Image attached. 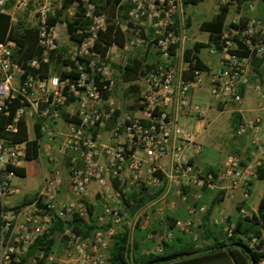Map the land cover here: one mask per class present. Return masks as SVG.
Masks as SVG:
<instances>
[{
  "label": "built area",
  "instance_id": "1",
  "mask_svg": "<svg viewBox=\"0 0 264 264\" xmlns=\"http://www.w3.org/2000/svg\"><path fill=\"white\" fill-rule=\"evenodd\" d=\"M34 1L0 0V15H7L13 27L19 15L34 7ZM54 1L43 0L32 10L31 26L38 52L23 65L16 62L14 41L7 37L0 41V264H105L107 247L119 228L130 232L148 225V217L141 210L127 216L121 204L126 193L140 187L162 189L154 202L171 191L188 216L176 220L172 230L161 233L153 246L154 254L161 253V243L169 242L173 232L190 236L196 242L189 217L203 214L206 207L186 203L187 187L213 190L224 183L226 194L234 200L236 216L254 214L248 199L257 169H264V158L253 156L242 164L236 155H228L215 174L204 172L189 163L186 151L191 157L198 156L201 145L188 127L177 122V115L201 112L190 96L204 83L215 103L241 104L239 87L248 85L250 63L264 58V43L257 39L261 22L253 18L244 25L231 21L219 37L218 48L207 49L209 55L217 58V66L206 71L190 68L175 51L184 28L182 0L117 1L115 9L124 1L130 5L125 26L142 29L135 42L150 44L158 54V62L141 78L135 100L138 114L125 112L114 118L118 107L112 96V70L106 63L107 55L93 51L97 34L105 28L106 14L97 11L89 0H83L87 24L84 29L75 30L82 38L78 43L69 40L71 44L66 45L59 36L65 23H47L58 8ZM216 1L219 6L237 2L251 11L259 0ZM72 14V8L65 11L69 18ZM60 48H66L63 58L67 62L54 69L50 56ZM44 66L46 74L41 73ZM254 89L259 99L264 96V78ZM260 109L264 114V108ZM21 128L25 138L16 139ZM30 128L34 130L33 139L29 138ZM234 134L248 135L253 147L264 141L260 118L239 122ZM31 141L48 168L31 201L15 206L10 203L17 193L11 183L15 176L12 170L19 169L26 160ZM166 157L167 173L159 164ZM62 191L67 198H62ZM86 201L98 206L95 222L103 229L82 238L68 223L86 216ZM162 208H156L160 221ZM55 223L63 226L59 233L61 255L56 259L44 250L29 254ZM212 223L222 226L227 238L233 235L234 221L218 217ZM146 238L154 237L149 233ZM241 243L249 251L259 253L258 264H264V225L256 235L242 237Z\"/></svg>",
  "mask_w": 264,
  "mask_h": 264
},
{
  "label": "trees",
  "instance_id": "2",
  "mask_svg": "<svg viewBox=\"0 0 264 264\" xmlns=\"http://www.w3.org/2000/svg\"><path fill=\"white\" fill-rule=\"evenodd\" d=\"M117 1L119 0H115L114 2L109 0H89V2L94 4L97 11L107 13L108 15L106 16L104 30L97 34L93 44V51L100 56H104L112 46L123 49L129 40L127 37L128 32L121 31L120 26L126 24V14L130 9V5L127 1H124L119 8L115 9L114 4ZM201 1L203 0H182V7L186 8L188 5H195ZM259 1L264 2V0ZM69 8L73 9V14L66 22L65 34L71 42L78 43L82 37L76 35L75 30L76 28L84 29L87 24L84 20L83 0H58V8L55 11V16L48 17L47 23L53 25L60 19H63L65 11ZM227 12L228 5L219 6L218 12L210 21L202 22L199 25V30L207 34V42H194L190 47L183 50L182 60L189 63L190 68L206 70L196 55L201 49L210 46L218 48L219 37L223 30L226 29L224 22ZM126 26V28L130 27V25ZM186 27H188L187 20ZM141 30L138 32L139 36L142 34ZM5 37L14 41L16 46V62L19 65H23L24 62L32 58L38 52L34 29H28L27 25L23 24L21 21H18L13 27H10L8 16L1 14L0 41H3ZM262 42L264 43V41ZM150 48L154 49L150 44L145 46L147 51ZM63 51L64 50L60 49L56 54L50 56V60H54V69L59 68L62 64L67 62L62 56ZM154 53L157 63L158 54L156 52ZM139 54H141L140 50L136 49V51L126 57L122 66L111 64V67L116 71L121 83L130 84L141 80L144 74L155 66L156 63H147V58L139 57ZM260 60H252L250 64L259 62ZM46 72L47 66L42 67L41 73L46 74ZM117 115L118 111L115 113L114 118ZM237 124L238 123L232 125L233 132ZM23 138H25L24 129L21 128L16 139ZM36 154L35 142L31 141L28 143L25 159H32ZM12 172L15 176L22 177L21 169H13ZM204 172L216 173L215 170L212 169H208ZM256 172L257 175L255 180L264 182V169L258 168ZM161 192V188L152 191L140 187L135 192L126 193L121 201L125 215L132 216L147 203L155 200ZM204 192L203 189L202 193ZM217 202L218 198L215 197L214 200L207 205L205 212L200 214L201 226L199 230H195L197 233V240L201 243L198 248L193 247L190 236L173 232L169 242L161 243L160 254H154L151 251L152 246H154L162 231L172 230L174 222L178 220L170 213L165 212L163 214V221H160L159 217L155 215L154 220H152L146 228L141 229L135 227L131 233L123 227L119 228L107 247L106 264H171L185 257H192V261H188V264H206L215 260L228 259L232 260L233 264H244V261H250L251 264H258L260 254L249 251L241 243V238L256 235L259 227L264 225V196L258 200L255 213L249 215V217L239 218L235 216L227 218V220L234 221L235 223V229L230 238L225 236L222 226L211 224L210 217ZM186 203L195 207L202 205V202L191 204L188 199ZM85 206L86 216L82 219H73L68 223V226L74 229L82 238H88L96 229H103V227H98L95 222L96 216L99 213V210L95 211L98 206H93L87 201L85 202ZM154 213L155 209L152 210V214ZM62 228V224L55 223L49 229L48 233L30 248L28 253L32 254L38 250H44L47 253L51 252L53 236L54 234H59ZM149 233L153 235V240L146 239Z\"/></svg>",
  "mask_w": 264,
  "mask_h": 264
},
{
  "label": "crops",
  "instance_id": "3",
  "mask_svg": "<svg viewBox=\"0 0 264 264\" xmlns=\"http://www.w3.org/2000/svg\"><path fill=\"white\" fill-rule=\"evenodd\" d=\"M236 10L238 11V14H235L233 17H231L232 18L231 21L237 22L240 25H244L249 19L252 18L258 19L262 24V29L261 32L258 34L257 39L261 42L264 41V2L258 1L256 4H254L252 11L246 10L245 7L242 10L239 7H237ZM227 16H229V9L227 12ZM224 24L227 27L228 24L226 22H224ZM180 35H181V39H179L175 47V51L178 54L182 55L183 50L185 48L190 47L191 45H187L185 43L187 37L185 28L182 29ZM206 42H207V36H206ZM208 48H204L206 50V54L204 56L199 57L200 52L203 49H201L196 56L200 60L206 71H211L215 69L217 66V58L208 54L207 51ZM150 49L148 51L144 49L141 52V54H139V57L147 58L146 61L149 64L151 63L155 64L156 63V58L154 53L155 51L154 49L151 50ZM263 78H264V58L261 59L259 62H253L252 64H250L248 85L239 87V93L242 98L241 104L239 106H235L233 104H227L225 106H221L215 103L214 101H212L208 96L206 83H204V85L200 89L194 90L191 93L190 101L194 104L199 105L202 108L201 112L198 114L179 113L177 115V122L182 126L188 127L195 134V141L201 145V152L198 156L191 157L190 151L189 150L186 151V155L190 157L189 163H191L194 167L201 169L202 171L212 169L215 170L216 172L217 169L221 167L222 163L224 162V159L228 155H236L237 157H239L242 164H245L246 162L250 161L253 156L264 158V141H260L256 147H253L249 144L248 135L236 136L233 132V127H232L233 124L239 123L241 121L260 118L261 129L264 130V114L260 109V108H264V99L263 98L259 99L256 96V94L253 93L255 92L254 91L255 85L258 84ZM137 93L138 92L136 90L131 91L129 89L128 91H126V93L119 101V103L118 104L116 103L118 107L117 110L118 117H120L125 112L130 113L132 115L138 114L135 108V100L138 95ZM255 97L258 98L257 102L255 101L256 99ZM28 131H29V138L33 139L34 130L30 128ZM211 138L213 139L219 138V144L217 147L215 143L212 144ZM203 139L205 141L206 139H208L206 143H208L207 145L209 146V152L207 154L203 153V145L200 142V140ZM221 143H225V147H223ZM211 144L213 148L210 147ZM218 148H220V150L223 151L221 152L222 153L221 157L220 156L215 157V155H218L219 153ZM43 160H44L43 157L38 153L34 158L25 160L22 163L21 167L19 168L22 170V177L19 178L25 179L29 173V176H31L30 182L31 181L33 182L34 180L33 176L35 170L36 172L38 171L39 173H41L45 169V167L41 164L43 163L42 162ZM29 162H35L36 169L33 167H27V163ZM168 162H169L168 157L161 159L159 162L160 167L166 173L168 172ZM41 180L42 178L37 181L38 186L36 185L31 186L30 182L24 184L13 183L12 185L17 189V193L10 199V203L12 205L17 206L30 202L33 195L40 187ZM255 182H261V181L255 180L252 183L250 189V196L254 188ZM224 187L225 184L220 183L218 187L213 190L204 189L205 191L204 193H202L203 189L197 190L196 188L187 187L186 188L187 199L189 200L190 203L192 202L193 204H198L201 202H205L207 200L210 203L216 197L218 198V202L216 205L219 206H222L224 200L226 199H229L231 200V202H234V200H232L233 198L230 199V197L226 194L227 191L224 190ZM171 189H173L172 186ZM236 194L237 193L235 192L233 196H236ZM91 197H92V193H91ZM172 197L173 196L171 194V191H169V193H167L162 199H159L156 202H160L161 206L164 205L165 210L168 211L176 219L184 220L188 218L185 212L184 205L178 204L182 207L178 206L179 208H177L175 202L173 201L176 199ZM62 198L63 199L67 198L66 192L64 193L62 191ZM89 202H91V199ZM171 202L174 203L173 206H171ZM226 213L230 215L228 210H226ZM235 216L236 214L233 215V217ZM189 218L192 222V228L194 226L195 229L199 230L201 226L200 214L196 213L190 216ZM188 261H192V257H185L183 259L176 260V262H173L171 264H188Z\"/></svg>",
  "mask_w": 264,
  "mask_h": 264
},
{
  "label": "rangeland",
  "instance_id": "4",
  "mask_svg": "<svg viewBox=\"0 0 264 264\" xmlns=\"http://www.w3.org/2000/svg\"><path fill=\"white\" fill-rule=\"evenodd\" d=\"M42 1L43 0H35L34 3L40 5L42 3ZM53 3H54L53 4L54 7H58V0H55ZM35 4H34V7L36 6ZM34 7L32 8V6H31L29 8V11L22 13L18 17V21H21L23 24L27 25L28 29H33L31 26V22H32V17H33L32 10L34 9ZM218 7H219V5H218L216 0H203L201 2H198L195 5H188L186 8H183V7L181 8L182 18L184 21V28L186 29V35H187L185 43L187 45H191L192 42H201V43L206 42V36L207 35H206V33L199 30V25L201 24V22L210 21L215 16V14L218 12ZM237 7H239L241 10L244 8L243 5H241L240 3H237V2H231L228 4L229 16H227L225 18V22L227 24H229L231 22V19H232L231 17H233L235 14H238V11L236 10ZM105 14H106V16H108L107 13H105ZM68 20H69V17L64 15L63 19H60L59 22H64L65 26H66V22ZM186 20L188 21V27H186ZM126 27L127 26H125V24L120 26L121 31H123V32L127 31L128 32L127 37L129 40L126 43V45L124 46V48L118 49L117 47L112 46L108 49V51L106 53V55H107L106 63L109 65L110 69L112 70V78H113V84H114V89H115L112 96H113L115 103H117V104L122 99V97L124 96L126 91H128L129 89L131 91H133V90L138 91V88L140 87V84H141V80L135 81V82L130 83V84L121 83L117 74H116V71L111 67V64L122 66L123 63L125 62L126 57L128 55L132 54L134 51H136V49H139L140 52H142L145 49V46L138 45L135 42L136 38L139 37V35H138L139 29H137L138 26L130 25V27H128V28H126ZM59 36H60L61 41L66 43V45L71 44L69 39L67 38V35L65 34V29H61L59 31ZM60 49L64 50L62 52V54H63L62 56L64 57V53L66 51V48H60ZM205 54H206V50L203 49V50H201L199 57H202ZM252 90H253V88H252ZM253 93H255V92H253ZM255 98H256L255 101L257 102L258 98L257 97H255ZM262 98L264 99V96ZM262 98H260V99H262ZM207 141H208V139H206V141L204 139L200 140L201 144L203 145V153H205V154H207L209 152V146L207 145L208 143H206ZM211 142H212V144L215 143V145L217 147L219 144V138H214V139L211 138ZM212 144L210 147H212ZM221 145L223 147H225V143H221ZM218 152H219L218 155H215V157H217V156L221 157L222 156L221 152H223V151L220 150V148H218ZM42 162L43 163H41V164L45 167L46 170L44 169L41 173H39L38 171L36 172V170H35V173L33 176V178H34L33 182L32 181L30 182L31 176H29V173H28V175L26 176L25 179L13 176L11 178V183L12 184L13 183L24 184V183L30 182L31 186H34V185L38 186L37 181L46 175L47 168H48L47 163L44 160ZM35 164H36L35 162H29V163H27V167L35 168L36 167ZM262 196H264V182H255L251 196H249V199H248V205L252 211L256 210L257 201ZM154 201L155 200L147 203L144 207H142L140 209L143 212L142 214L146 215L148 217V225L152 220H154L155 215L158 217L157 212H156V208L161 206L160 202H154ZM173 201L175 202V205L177 206V208L182 207V206H180L182 204H180L177 200H173ZM178 204H180V205H178ZM191 204H192V202H191ZM208 204H209L208 200L205 202H202V205H204L205 207H207ZM161 207H163L162 208L163 214L165 212L169 213L168 211L165 210L164 205ZM153 209H155L154 214H152ZM97 210H99L98 207H96L95 211H97ZM226 210H228L230 215L226 213ZM235 214H236V210H235L234 202H231V200L226 199V200H224L222 206L215 205V207L213 208L212 214L210 217L211 224L214 225L212 223L213 219H216L218 217H227V218L229 217V218H231ZM215 226H219V225H215ZM192 229H193L194 234L197 237V233L195 231L196 229L194 228V226ZM133 230H131L130 233ZM197 239H196V242L195 243L192 242V244L193 245L196 244V247L198 248L201 245V243L198 242ZM151 251L153 252V246L151 248ZM61 252H62V241H61L60 234H54L52 250L49 253L53 254V257H55L57 259L61 255ZM105 264H106V262H105ZM206 264H233V263H232V260L228 259V260H215V261H212V262L206 263Z\"/></svg>",
  "mask_w": 264,
  "mask_h": 264
},
{
  "label": "flooded vegetation",
  "instance_id": "5",
  "mask_svg": "<svg viewBox=\"0 0 264 264\" xmlns=\"http://www.w3.org/2000/svg\"><path fill=\"white\" fill-rule=\"evenodd\" d=\"M244 264H251L250 261H244Z\"/></svg>",
  "mask_w": 264,
  "mask_h": 264
}]
</instances>
